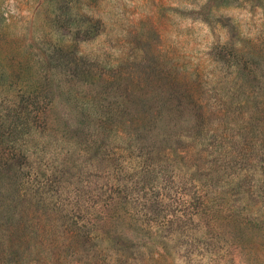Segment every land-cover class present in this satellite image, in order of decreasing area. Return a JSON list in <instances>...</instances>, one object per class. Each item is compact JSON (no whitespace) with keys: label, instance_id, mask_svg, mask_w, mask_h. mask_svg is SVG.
Segmentation results:
<instances>
[{"label":"rangeland","instance_id":"obj_1","mask_svg":"<svg viewBox=\"0 0 264 264\" xmlns=\"http://www.w3.org/2000/svg\"><path fill=\"white\" fill-rule=\"evenodd\" d=\"M0 264H264V0H0Z\"/></svg>","mask_w":264,"mask_h":264},{"label":"trees","instance_id":"obj_2","mask_svg":"<svg viewBox=\"0 0 264 264\" xmlns=\"http://www.w3.org/2000/svg\"><path fill=\"white\" fill-rule=\"evenodd\" d=\"M173 101H174L173 99H170V101H169V105L171 107H175L176 108V107H179L180 105L182 106V103H180L179 101L176 103V105H174ZM223 194H224V192L221 193V190L219 189L218 195L219 196H223ZM207 196H208L207 193L202 194V197H203L202 205L205 208H206V203H207V200H206ZM136 199H137L138 202H136ZM163 199H167V197H164ZM177 199H173L172 202L176 203L175 201H178ZM135 203H137V205H139V207L136 208V209H133L128 204V201H127V205L131 207V210L128 209L129 210L128 213L131 214V215H134V217H135V216H137L138 213H140L142 211L141 212L142 215L147 220H149L150 222L153 220V218L157 217L159 214L165 213L167 211V207H168V205L165 202V200L163 202L161 199L158 198V195H153L150 192H145L141 196H139V195L136 196ZM121 205L123 206L124 204L119 201L118 194L116 192H112L109 196H107L105 198V203L101 207L102 211L98 214L99 216H95V218H97L99 220L98 222H101V221L105 220V218H106V216H108V213H109L110 210L118 212L117 209H121L120 208ZM154 208H158V210L155 211ZM218 209L219 208H217V211H219ZM125 211H126V208H125ZM169 213H170L171 216H173V214L175 216V213H177V212H174V213L169 212ZM168 218H170V216L167 217V215H166V216H161L160 218L155 219L157 221V223H158L157 228L153 224V227L155 228V230H157L159 233H163L164 230H166L167 225L169 224V221H171ZM155 220H154V223H155ZM138 221L139 222H144L141 217H138Z\"/></svg>","mask_w":264,"mask_h":264}]
</instances>
